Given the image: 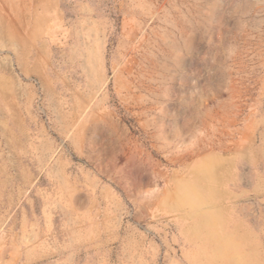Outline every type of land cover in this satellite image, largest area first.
I'll return each mask as SVG.
<instances>
[{"label":"rangeland","instance_id":"obj_1","mask_svg":"<svg viewBox=\"0 0 264 264\" xmlns=\"http://www.w3.org/2000/svg\"><path fill=\"white\" fill-rule=\"evenodd\" d=\"M176 1L0 0V264H264V0Z\"/></svg>","mask_w":264,"mask_h":264},{"label":"bare ground","instance_id":"obj_2","mask_svg":"<svg viewBox=\"0 0 264 264\" xmlns=\"http://www.w3.org/2000/svg\"><path fill=\"white\" fill-rule=\"evenodd\" d=\"M183 1L184 0H181L182 4H183ZM196 1H198V2L194 6L196 8L194 11H192L191 10L192 8L188 7V6L183 5L184 7L183 6L181 7V4L180 5L178 4V0L175 3L176 6L174 9L175 10H181V11H183V13H187V12H194V13L200 12L201 13L206 8V5L208 4L207 10L210 11V13L212 14L211 16H213V15L216 16L219 13L222 14L223 10H224V12L222 15H226V14H228V12H231V10H233L234 12H237L239 10H245L246 8L249 7V1L250 0H194L193 3ZM189 2H188V4H189ZM256 7H258L259 12L264 11V9H261L263 7H259L258 5L251 7V11L253 8H256ZM174 35H176V34H174Z\"/></svg>","mask_w":264,"mask_h":264}]
</instances>
